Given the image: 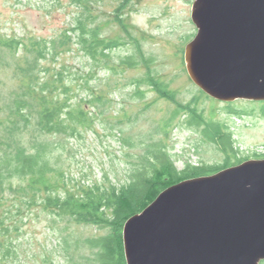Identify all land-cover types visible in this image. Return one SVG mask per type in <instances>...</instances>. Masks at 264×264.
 Returning <instances> with one entry per match:
<instances>
[{"label":"rangeland","instance_id":"1","mask_svg":"<svg viewBox=\"0 0 264 264\" xmlns=\"http://www.w3.org/2000/svg\"><path fill=\"white\" fill-rule=\"evenodd\" d=\"M121 3L120 0H89V15L96 26L103 28L106 39H127L124 29L116 22ZM193 3L194 0H129L123 10V22L140 40L146 57L153 58L148 66L121 64L134 55L132 45L111 52L108 65L103 63L100 67L75 47L57 62L41 63L44 67L68 68L72 79L69 84L78 91L73 103L85 99L86 110L95 120L94 129L82 132V138L49 137L55 146L53 155L57 168L71 178V188L78 184H108V181L117 186L128 183L132 163L141 162L148 145L162 141L168 145L179 170L187 163L212 165L224 161L225 155L215 144L208 143L199 130L189 126L182 112L164 129L179 106L161 97L151 86L137 84L149 70L175 93L180 103L196 102L205 117L229 125L239 152L237 158L249 156L250 160H257L255 154H264L262 102H232L237 108L250 111L236 117L227 112L228 103L206 95L188 74L184 52L197 35L192 21ZM83 9L76 0H0V33L24 42L57 40L63 32L75 27ZM24 56L23 50L16 58L1 56L0 106L20 87L16 66ZM138 91L143 93L142 97L136 96ZM97 98L100 101H96ZM90 100L95 102L89 103ZM6 117L7 113L2 112L0 120ZM2 135L0 132V158L2 148L6 147ZM45 138L37 137L35 130L26 127L18 137L28 147ZM232 159L237 160L233 154ZM10 182L11 187L20 184L18 179ZM0 200V215L4 219L1 227L5 224L9 229L8 234L0 230V244L7 243L13 250L4 264H79L82 256L91 257V252L79 248V243L75 252L66 249L68 243L75 245L77 240L98 235L96 228L52 216L44 212L42 206H23L22 197L9 188V181L3 182L1 178ZM4 259L0 245V264Z\"/></svg>","mask_w":264,"mask_h":264},{"label":"trees","instance_id":"2","mask_svg":"<svg viewBox=\"0 0 264 264\" xmlns=\"http://www.w3.org/2000/svg\"><path fill=\"white\" fill-rule=\"evenodd\" d=\"M120 1L122 3L116 22L124 29L126 40L103 37V28L96 26L93 17L89 15V0H76L84 9L78 15L75 27L63 32L57 40L32 39L24 42L0 33V66L3 65V55L16 58L20 50L25 55L21 64L16 66L20 87L7 96V103L0 106V111L7 113V117L0 120L2 142L6 146L1 150L0 178L3 182L9 181V188L22 197L23 206H42L44 212L52 216L64 217L69 222L97 229L98 235L83 241L77 240L75 245L68 243L66 250L75 252L79 243V248L91 252V257L82 256L79 264H127L123 232L131 217L142 213L164 190L173 185L214 175L251 159L249 156L237 158L239 152L229 125L205 117L196 102L185 105L180 103L175 93L170 92L167 85L149 70L144 80H139L137 84L151 86L161 97L179 106L164 129H168L171 120L178 118L182 112L188 119V125L199 130L208 143L215 144L225 155L224 161L212 165L187 163L184 169L179 170L168 145L162 141L148 145L147 154L141 158V162L132 163L129 182L124 185L117 186L108 181V184L69 186L71 178L57 168L53 155L55 146L49 137L59 135L82 138V132L94 129L95 120L86 110L85 99L73 103L78 91L69 84L72 79L69 78L68 68L44 67L41 63L57 62L63 54L72 52L75 47L89 57L95 66L100 67L103 63L108 65L111 52L132 45L135 48L134 55L125 58L121 64L129 67L151 64L153 58L146 57L140 40L123 22V10L129 0ZM71 83L76 87L74 82ZM140 95L143 93L138 91L136 96L142 97ZM96 101H100V98ZM262 104L264 115V102ZM226 110L236 117L250 112L231 103L227 104ZM24 127L35 130L37 137L45 136V140H38L28 147L18 139ZM232 154L237 160L232 159ZM254 157L264 159V154H255ZM11 179H18L20 184L11 187ZM3 222L0 215V230L8 234L9 229L5 224L4 228L1 227ZM0 245L5 258L1 264H4L12 256L13 250L7 243Z\"/></svg>","mask_w":264,"mask_h":264},{"label":"water","instance_id":"3","mask_svg":"<svg viewBox=\"0 0 264 264\" xmlns=\"http://www.w3.org/2000/svg\"><path fill=\"white\" fill-rule=\"evenodd\" d=\"M191 80L220 102H264V0H194ZM127 264L264 262V159L164 190L124 227Z\"/></svg>","mask_w":264,"mask_h":264}]
</instances>
